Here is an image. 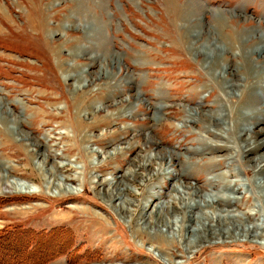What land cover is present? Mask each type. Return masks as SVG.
<instances>
[{
  "label": "rangeland",
  "instance_id": "obj_1",
  "mask_svg": "<svg viewBox=\"0 0 264 264\" xmlns=\"http://www.w3.org/2000/svg\"><path fill=\"white\" fill-rule=\"evenodd\" d=\"M257 47L264 0H0V176L11 179L0 263L264 264V170L250 165L264 153ZM223 66L232 72L214 77ZM249 66L262 80L229 95L223 81L244 83ZM252 109L253 152L239 151L235 126L213 136L224 126L210 114L227 110L231 125ZM236 181L238 191L223 188ZM173 186L190 203L216 195L204 210H231L239 227L186 246L198 235ZM154 204L167 207L160 218Z\"/></svg>",
  "mask_w": 264,
  "mask_h": 264
},
{
  "label": "bare ground",
  "instance_id": "obj_2",
  "mask_svg": "<svg viewBox=\"0 0 264 264\" xmlns=\"http://www.w3.org/2000/svg\"><path fill=\"white\" fill-rule=\"evenodd\" d=\"M244 42V41H243ZM245 43V42H244ZM204 48H206V47H204ZM218 48V47H217ZM258 48V47H257ZM259 48H260V46H259ZM259 48L257 49V50H255L254 52H260L261 53V51L262 50H259ZM214 49V48H213ZM207 50V49H206ZM244 50V49H243ZM253 50V49H252ZM213 51V50H212ZM239 51H240V48H239ZM238 51V52H239ZM243 52V51H242ZM241 51H240V53L239 54H241L242 53ZM262 54L264 55V51H262ZM259 57V56H258ZM260 57H262L261 55H260ZM219 58V57H218ZM208 60V59H207ZM217 61V60H216ZM243 68V67H242ZM219 70L218 71V73H213L214 74V77H218L219 75H224L226 72H232V68H228L227 66H223V67H220V68H218V67H216V68H214L213 70ZM246 69V72H245V75H243V78L242 79H240L242 82H244V80H245V82L244 83H241L240 85H237V84H235V81H227V80H224L223 81V88L226 90V88H228L229 90H228V93H229V95H233L232 93V91L234 90H232V87H234V88H241L240 89V93H241V91H242V86L243 85H247V87H248V84L246 83V80L250 77V76H252L253 77V79H254V81H255V85L258 83V82H260L261 80H262V77H261V75L263 76V74L261 73V72H258L259 71V69L257 68H253V67H251V66H249L248 68H245ZM264 70V69H263ZM254 85V86H255ZM248 88H250V87H248ZM240 95V94H239ZM238 101H240V99L238 100ZM263 104H264V102H263ZM243 105H245V104H243ZM243 105L241 106V107H243ZM231 108V110H232V112H233V108H234V106H232V107H230ZM196 113H197V111H196ZM201 113V112H200ZM221 114V113H220ZM245 114H248V116H247V118H245L244 120H239L240 119V116L241 115H245ZM258 114V110L257 109H252V110H250L249 112H244V113H241V112H239V110H238V112H237V114H235V118H237V117H239L238 119H236V120H234L233 122H232V124L230 125V122L227 124V122L225 121V120H228V117H229V113H227V110H226V114H225V116H223V115H218V116H216L215 114L213 115V114H210V116H209V118H211L212 119V122H213V124L214 125H222V126H224V128L222 129L223 131L222 132H214V131H212V133L213 134H215L216 133V135H213L214 137H217V138H219V139H225V138H227V137H225L224 136V133H226L228 130H230L231 131V129H232V127H234L235 129H234V132H233V134L236 136L237 134H239V136H240V139H244V140H242L243 142H246L247 144H245V145H241L242 147H240L239 148V151H242V152H244V151H246V150H248L247 152H253L254 150H255V143H257V141L256 140H254V138H253V136L251 135V132H254L253 131V126L254 125H256L257 123L254 121V120H251V118H254V116H256ZM195 115V114H194ZM206 115V114H205ZM204 115V116H205ZM208 116V115H207ZM207 116H205V119L206 118H208ZM8 118L7 117H1V121L2 122H4V123H7V120ZM245 125V126H244ZM243 126H244V128H243ZM252 126V127H251ZM77 128H78V126H77ZM241 132H243V134H240ZM22 135V134H21ZM231 135H232V132H231ZM229 136V138L231 137V139H232V136ZM243 136H245L244 138H243ZM242 137V138H241ZM264 138H261V140H259V141H262ZM258 141V142H259ZM204 142V141H203ZM206 144V147H205V149H207L208 147H210V148H213L212 146L214 145L215 147H214V149H216V148H222V149H225L226 150V148H228V146H226V145H224V144H212V143H209V145L207 144V143H205ZM251 144H253V145H251ZM235 151V150H234ZM233 153H235V152H232V153H230V154H233ZM150 158V157H149ZM152 158V157H151ZM160 158H163V157H160ZM251 160V167H253V169L255 170L256 168H259L258 169V173H263V170H264V163H262V162H264V153L262 152V153H260V154H258L257 155V157H255V158H250ZM150 160V159H149ZM148 160V161H149ZM11 166V165H10ZM141 166V165H140ZM139 167V166H138ZM7 168H8V166H7ZM8 169H10V168H8ZM160 172V171H159ZM248 173H249V171H248ZM2 176V177H1ZM0 177V192H3L4 191V189H5V186H9V183H10V181H11V179L10 180H8V178L7 177H5L4 175H1ZM133 178V177H132ZM131 178V179H132ZM65 179V178H64ZM257 179V178H256ZM256 179H254V181L253 182H258V181H256ZM15 180V179H14ZM13 181V180H12ZM20 181H22V180H20ZM60 181V180H59ZM58 181V182H59ZM238 181H236L234 184H233V186H231V185H229V184H224L223 185V188H225V189H227L228 187H230V189L232 190V191H235V190H237L238 191V189L235 187L238 183H237ZM240 182H242V181H240ZM243 183V182H242ZM15 184V183H14ZM47 184V183H46ZM185 184V183H184ZM16 185H18L17 187L18 188H20V190H23L24 192H26V191H30V186L29 185H27L25 182L24 183H21V184H16ZM114 185V184H113ZM63 186V185H62ZM112 186V185H111ZM257 186H258V188L260 189L259 191H260V193H261V196L262 197H264V179L262 180V181H260L259 183H257ZM119 187V186H118ZM123 187V186H122ZM188 187V186H187ZM255 187V186H254ZM13 188V187H12ZM54 188H55V186H54ZM59 188V187H58ZM180 188V187H179ZM186 188V187H185ZM188 189V188H187ZM190 189V188H189ZM60 190H61V188H60ZM119 190V189H118ZM172 190L173 191H175V193H180L181 195H179V198H176L175 197V201L176 202H174L175 204H176V206L175 207H177L178 209L177 210H183V209H186L185 211H191V210H198L199 212H200V214L199 215H201L200 217H198V218H196L195 220L193 219V217H195V214H194V216L193 215H188V217L186 216V214H188V212L184 215V213L185 212H183L182 213V217H181V219L184 221L185 219L184 218H186V220L188 221V222H190V227H194L195 228V231H197V235H198V237H197V239L195 240H189L188 242H187V245L186 246H188V247H190L193 243H198V242H201V241H204V240H207V239H211L212 238V236L214 235V234H218L219 233V230L220 229H222V227H229V225H231V226H233V227H239V221H237L236 220V218L234 217V215L228 210H223V211H226L225 212V214H223V215H221V213L220 214H218V213H216L215 211H212V212H207V211H205L204 209L205 208H209V206H213V203H220L221 201V199H219L218 197H216V195H214V194H209V195H207V196H202V195H200V198H199V200L198 201H196V200H193L194 201V203H190L191 201V198H190V196L193 194L192 192H184V191H181V192H183V193H181V192H179V189L177 188V187H175V186H173L172 187ZM15 191V190H14ZM107 190H105V192H106ZM121 191V190H120ZM22 192V191H21ZM113 192V191H112ZM114 194V193H113ZM196 194H197V192H196ZM195 194V195H196ZM154 195H158L157 193L155 194V193H151V197H154ZM197 196V195H196ZM198 197V196H197ZM178 201H177V200ZM231 199V198H230ZM123 200V199H122ZM215 200V201H214ZM232 200V199H231ZM112 201V200H111ZM148 202H150V201H148ZM232 202H235V200L234 201H232ZM121 203V202H120ZM128 203H131L130 201L128 202ZM224 203H227V205H231V202H230V200L229 199H226L225 201H224ZM122 204V203H121ZM131 205V204H130ZM146 205L147 204H145L144 206H143V212H145L146 213V211H147V208L145 209V207H146ZM140 206V205H139ZM148 206V205H147ZM152 206V205H151ZM148 207H150V206H148ZM120 209L122 210V209H124L123 208V205H120ZM166 209V211H167V207L166 206H160V207H158V206H155V204H154V206H153V208L151 209L152 210V212H150L151 214L152 213H154V214H156V217H161V212L162 211H164ZM119 212V211H118ZM219 212V211H218ZM145 213H144V215H145ZM164 213V212H163ZM223 213V212H222ZM131 214V213H130ZM143 215V216H144ZM184 215V216H183ZM204 215H207V217L206 218H204ZM244 215H246V216H248L249 215V212L248 211H244ZM160 221V220H159ZM213 221L215 222V224H213ZM166 223H163V226H165L166 227V229L167 230H169V229H171V224H168L167 222L168 221H165ZM184 224V223H183ZM182 224V225H183ZM262 224V223H261ZM243 226V225H242ZM174 227V226H173ZM254 228H258V226L257 225H254V227H251V229L250 228H244V227H242V231H243V233H245V231L247 230L248 231V233H252L253 231H255L254 230ZM241 229V228H240ZM241 231V232H242ZM220 232H221V230H220ZM231 234V233H230ZM158 235H162V234H158ZM219 235H221V234H219ZM233 236V235H232ZM172 242H173V240H171Z\"/></svg>",
  "mask_w": 264,
  "mask_h": 264
},
{
  "label": "trees",
  "instance_id": "obj_3",
  "mask_svg": "<svg viewBox=\"0 0 264 264\" xmlns=\"http://www.w3.org/2000/svg\"><path fill=\"white\" fill-rule=\"evenodd\" d=\"M1 249H4V248H1ZM8 254L11 255V253H9V252H8ZM0 256H3V255L1 254V252H0ZM2 258H4V257H2ZM0 264H1V263H0Z\"/></svg>",
  "mask_w": 264,
  "mask_h": 264
}]
</instances>
